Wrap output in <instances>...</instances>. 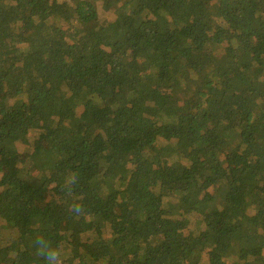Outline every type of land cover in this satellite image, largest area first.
<instances>
[{"label": "trees", "instance_id": "16d2710c", "mask_svg": "<svg viewBox=\"0 0 264 264\" xmlns=\"http://www.w3.org/2000/svg\"><path fill=\"white\" fill-rule=\"evenodd\" d=\"M38 237L264 264V0H0V264Z\"/></svg>", "mask_w": 264, "mask_h": 264}, {"label": "clouds", "instance_id": "9594fccd", "mask_svg": "<svg viewBox=\"0 0 264 264\" xmlns=\"http://www.w3.org/2000/svg\"><path fill=\"white\" fill-rule=\"evenodd\" d=\"M72 208L77 213L80 212L79 204H73ZM34 247L36 248L37 255L43 257L46 264H62L60 250L53 247L47 239L38 237L34 241Z\"/></svg>", "mask_w": 264, "mask_h": 264}, {"label": "rangeland", "instance_id": "374dc122", "mask_svg": "<svg viewBox=\"0 0 264 264\" xmlns=\"http://www.w3.org/2000/svg\"><path fill=\"white\" fill-rule=\"evenodd\" d=\"M219 202H220V200H219ZM4 253V252H3ZM6 257H4V259H5ZM3 259V258H2Z\"/></svg>", "mask_w": 264, "mask_h": 264}]
</instances>
